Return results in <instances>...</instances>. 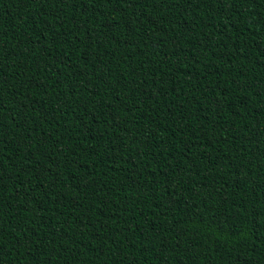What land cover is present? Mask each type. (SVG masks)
I'll return each mask as SVG.
<instances>
[{
    "label": "trees",
    "instance_id": "obj_1",
    "mask_svg": "<svg viewBox=\"0 0 264 264\" xmlns=\"http://www.w3.org/2000/svg\"><path fill=\"white\" fill-rule=\"evenodd\" d=\"M0 264H264V0H0Z\"/></svg>",
    "mask_w": 264,
    "mask_h": 264
}]
</instances>
